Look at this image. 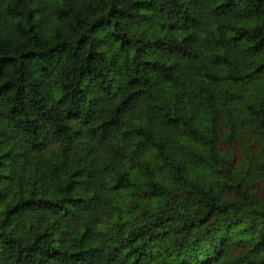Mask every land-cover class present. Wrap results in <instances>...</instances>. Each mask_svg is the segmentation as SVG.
Listing matches in <instances>:
<instances>
[{
    "label": "trees",
    "instance_id": "1",
    "mask_svg": "<svg viewBox=\"0 0 264 264\" xmlns=\"http://www.w3.org/2000/svg\"><path fill=\"white\" fill-rule=\"evenodd\" d=\"M0 264H264V0H0Z\"/></svg>",
    "mask_w": 264,
    "mask_h": 264
}]
</instances>
